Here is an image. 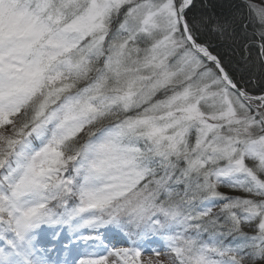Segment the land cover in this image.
Here are the masks:
<instances>
[{
    "label": "snow or ice",
    "instance_id": "1",
    "mask_svg": "<svg viewBox=\"0 0 264 264\" xmlns=\"http://www.w3.org/2000/svg\"><path fill=\"white\" fill-rule=\"evenodd\" d=\"M0 264H264V0H0Z\"/></svg>",
    "mask_w": 264,
    "mask_h": 264
},
{
    "label": "rangeland",
    "instance_id": "2",
    "mask_svg": "<svg viewBox=\"0 0 264 264\" xmlns=\"http://www.w3.org/2000/svg\"><path fill=\"white\" fill-rule=\"evenodd\" d=\"M256 3H260V0H255ZM223 190V189H222ZM228 191H231L229 189H227ZM233 194H239V193H233ZM110 246H115V247H131L130 244H128L127 242H113V245ZM161 251V259L162 260H166L167 257L164 255V252L166 251L163 247L160 248ZM97 255H106V252H104L103 250H97ZM149 257H153V253L152 252H144L142 253L141 256V260H147Z\"/></svg>",
    "mask_w": 264,
    "mask_h": 264
},
{
    "label": "trees",
    "instance_id": "3",
    "mask_svg": "<svg viewBox=\"0 0 264 264\" xmlns=\"http://www.w3.org/2000/svg\"><path fill=\"white\" fill-rule=\"evenodd\" d=\"M204 0H197V3H202ZM208 3L215 5V10H225L227 11L229 0H207ZM222 191H226L229 194H233L231 191H228L227 189H223Z\"/></svg>",
    "mask_w": 264,
    "mask_h": 264
}]
</instances>
